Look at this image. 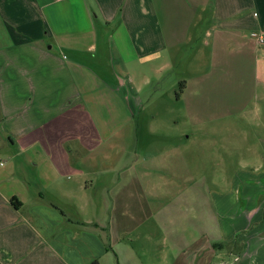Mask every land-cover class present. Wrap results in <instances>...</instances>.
I'll return each mask as SVG.
<instances>
[{"label": "crops", "instance_id": "0c3cea01", "mask_svg": "<svg viewBox=\"0 0 264 264\" xmlns=\"http://www.w3.org/2000/svg\"><path fill=\"white\" fill-rule=\"evenodd\" d=\"M252 33L264 38V0H0V151L9 164L0 162V264H121L110 250L148 214L127 212L134 197L147 207L135 167H104L110 182H96L112 205L107 228L86 218L95 167L85 112L131 113L104 72L121 81L131 63L169 60L200 124L242 92L264 102V44ZM244 194L240 224L228 219L225 232L212 216L217 232L191 248V264L211 262L239 229L234 264H264V193Z\"/></svg>", "mask_w": 264, "mask_h": 264}, {"label": "rangeland", "instance_id": "374dc122", "mask_svg": "<svg viewBox=\"0 0 264 264\" xmlns=\"http://www.w3.org/2000/svg\"><path fill=\"white\" fill-rule=\"evenodd\" d=\"M127 69L129 79L117 81L108 72L103 76L117 89L115 95L124 104L127 101L126 111H131V116L123 109L113 116L107 109L85 112L91 139L87 144L89 165L95 167L89 193L95 209L89 207L86 218L107 228L112 205L108 190L100 188L96 180L107 184L111 175L103 178L99 169L135 167L147 207L144 210L136 197L129 196L127 212L135 211L138 219L146 212L148 217L137 226L131 224V234H124L121 243L110 250V261L118 254L121 264H191V248L199 240L198 248H203V235L217 232L212 216L220 219L224 231L232 218L234 228L240 224L244 193L249 192L253 199L264 193V187L257 188L258 183L264 186V102L260 94L258 100H250L242 92L233 108H217L207 120L196 124L188 113L190 102L179 99L180 70L172 62L137 61ZM7 155L0 151L2 164L9 165ZM116 178L117 174L113 180ZM246 183L254 185L247 190ZM122 208L125 210V205ZM63 211L70 219L76 218L72 209ZM196 232L202 236L198 241ZM244 234L239 229L231 243L219 242L216 247L223 248L217 256L202 264L236 263Z\"/></svg>", "mask_w": 264, "mask_h": 264}, {"label": "built area", "instance_id": "2783aa9c", "mask_svg": "<svg viewBox=\"0 0 264 264\" xmlns=\"http://www.w3.org/2000/svg\"><path fill=\"white\" fill-rule=\"evenodd\" d=\"M250 39L256 41L258 44L263 45L264 44V38L262 35L258 34V33H252L250 34ZM237 261V259H235V262Z\"/></svg>", "mask_w": 264, "mask_h": 264}, {"label": "trees", "instance_id": "16d2710c", "mask_svg": "<svg viewBox=\"0 0 264 264\" xmlns=\"http://www.w3.org/2000/svg\"><path fill=\"white\" fill-rule=\"evenodd\" d=\"M180 87H181V88H180V91H179V92H181V90H182V87H183V86H182V85H180ZM12 201H14V200H12ZM90 264H99V263H98L97 261H93V262H92V263H90Z\"/></svg>", "mask_w": 264, "mask_h": 264}]
</instances>
